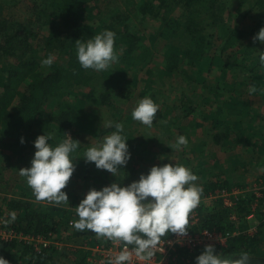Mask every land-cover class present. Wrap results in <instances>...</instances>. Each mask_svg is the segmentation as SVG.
<instances>
[{"label": "trees", "instance_id": "1", "mask_svg": "<svg viewBox=\"0 0 264 264\" xmlns=\"http://www.w3.org/2000/svg\"><path fill=\"white\" fill-rule=\"evenodd\" d=\"M90 1L42 0L44 7L37 12V18L41 20L42 15H44L46 18L43 21L46 23L51 22L52 18L61 19L58 25L51 26V31L46 36V42L52 44V48L48 51L50 56L54 51H57L64 55V60L62 62L53 61L51 69L48 71L41 68V62L48 58L49 54L47 57H43L44 59L41 58V44H34L33 41L38 34L25 29L27 26L21 29V23L16 19L4 17L0 7V58L5 61L8 58L13 59L11 63H0V147L4 149L0 152L6 156L5 152L9 150L11 154L8 157L11 161L15 157H19V161L28 159L30 153H35L34 147L32 149L28 147L29 139L35 141L38 136L45 133H53V139L50 141L53 146L67 138L65 133L69 134L72 139L79 141L80 135L84 130L86 131V126H90L91 116L87 112H83L80 106L67 100L71 87L85 88V94L88 98L103 105L111 102V99L108 98L112 95L111 90L114 89L120 97L129 98L133 92L132 85H135L137 77L134 74L130 77L133 66L130 68L129 64L136 65V62H142V60H144V64H147L151 60L147 56L144 59V57L134 55L139 48L143 47V44L140 45L141 37L137 33L131 32L127 27L120 29L113 25H101L100 29L95 31L81 24L80 18ZM203 1L205 0H168L167 3V0H159L161 4L159 9L171 12L178 6L190 7L193 2ZM213 4L217 3H212V6ZM146 9H150V6ZM222 12L218 7H213L211 14L214 19H211L209 23L210 25L215 23L220 27V33L218 32L219 44L212 40L213 34L199 33V28L196 26L199 21L193 14L185 21L178 18L169 20L172 17H163L162 27L166 30L165 33L171 34V37L179 35L178 31L181 28L187 29L191 35V43L183 48L185 49L184 52L182 48H177V45L176 47L175 45L171 46L168 52H164L162 69V75L165 77L171 78L178 75L181 82L186 78V84L188 83V85L182 84L184 89H189L184 97L182 99L177 97L172 105L166 106V111L169 113L166 124L176 125L180 129H185L184 132L187 133L190 129L201 126L199 121H193L196 126L191 125L188 127L180 124L188 117L193 118L192 112L197 109V105H194V99H197V97L200 102L203 101L206 106L215 109V111L211 110L210 114L204 111L201 114L204 117L209 115L214 117L212 124H215V126H218V124L226 125L228 133L231 132L229 128V124L233 120L231 115L240 114L233 109L235 98L221 100L217 98V96H222L225 93L220 90L219 83L214 84V80L210 79L212 75L216 74L217 67H219L218 74L220 75L218 80L222 79V83H225L224 87L226 88L230 86L227 80H230V78L235 79L239 74L242 76L249 74L254 81L260 80L264 76V66L259 63V54L252 56V52L245 51L244 47L241 48V42H244L249 32L254 37L264 27V15L256 27L251 31H246L229 25L223 19ZM105 30H111L115 33L114 47L120 64L118 65L116 62L114 63L115 68L112 66L109 71L102 72V75L99 74L107 82L105 89L97 97L93 96L95 91L92 87L89 91L87 90V87L91 86V82L96 80L97 71L85 70L80 66L76 55V45L77 40L86 42ZM201 30H204V28H201ZM175 38L177 39V37ZM148 51L150 52L151 49H148ZM239 51L244 52L242 59L238 57ZM147 54H150V57L154 55L153 52ZM206 64L208 65L207 68L205 67ZM195 83H201L203 90L201 94L194 90ZM150 85L155 86L156 84L150 79ZM205 93L208 94L206 97H204ZM212 95L215 97H211ZM156 96L155 91L149 95L153 101L157 100ZM171 113L175 114L171 115ZM254 123H251L250 126H254ZM237 124L235 126L238 129L243 127L241 118H238ZM111 130L106 129L104 134L110 133ZM260 132L264 133V129H261ZM255 134H259L264 138V134ZM239 135H241L240 132ZM216 136H218L217 133ZM21 138L24 139V143H21ZM127 143L132 145L130 142ZM262 145L264 146L263 141H261ZM89 147V145L86 147L79 142V148L72 154L76 169L73 174L74 178L72 176L71 179L74 182L79 179L83 181L91 180L99 186H104L111 178L110 172L97 169L94 163H85L84 155ZM164 148L172 149L170 146ZM2 154L0 155V161L3 158ZM186 159L189 163L190 159L188 157ZM7 161L8 159L5 161L6 164ZM28 162L30 163V161ZM30 166L31 164L27 165V167ZM197 172H201L203 177L206 175L205 170L199 169ZM130 173H132L130 177L135 176L134 168ZM223 174H226L225 177H222ZM230 178L231 175L228 172L217 175L215 180H211L209 174L207 181L204 183L205 186L201 188L200 197L207 196L220 189H230L237 186L238 183L231 181ZM21 181L22 184L27 185L26 191L21 192L18 198H5L9 212L5 215L9 221L8 228L28 234H49L56 233L60 229L70 228L71 232L68 230V238L85 236L91 244L106 243L104 237L97 238L98 235L95 233L81 232L76 230L74 226L70 227L71 219H75V221L79 219L76 209L63 207L62 204L57 205L38 201L35 195L31 196V188L27 184V178L25 177ZM22 184H18V186L21 188ZM71 189H67L65 192H68L67 194L71 193L72 200L76 204L74 206H78L83 197L75 193L74 189ZM238 211L239 221L231 218L232 207H225L220 199L202 203L198 209L199 223L192 227L189 226V228L191 230L208 228L228 232L230 233L228 244L225 247H215L217 254H220L224 259L235 260L241 254L246 253L249 256L250 264H264V254L261 251L263 231L254 234L244 231L249 227L246 219L250 213L248 198L241 201ZM12 213H15L14 220L12 219ZM234 213L236 214V212ZM237 229L240 231L239 233L235 232ZM170 235L166 234L164 237ZM203 251L204 249H198L192 253L189 264H195V258ZM88 255L89 251L83 247L68 246L62 251L51 247L42 251H35L31 246L17 240L5 241L0 239V257L8 260L9 264H60L63 258L66 259L64 264H90L87 259ZM15 257H17L16 260Z\"/></svg>", "mask_w": 264, "mask_h": 264}, {"label": "rangeland", "instance_id": "2", "mask_svg": "<svg viewBox=\"0 0 264 264\" xmlns=\"http://www.w3.org/2000/svg\"><path fill=\"white\" fill-rule=\"evenodd\" d=\"M212 3L217 4H213L212 6ZM43 4L42 0H0V7L4 17L16 19L21 23V29L22 27L25 28V26H27L25 29L38 34L37 38L33 41L34 44H41V58L47 57L49 54L48 51L52 48V44H48L46 42V36L50 33L51 26L58 25L61 21V19L52 18L51 22L46 23L43 21L46 18L44 15H42L43 17L41 20L38 19L37 12L44 7ZM148 6H150V9L147 10L146 7ZM159 6H161L159 0H91L86 6L85 11L80 18L81 24L88 28H92L95 31L100 29L101 25H113L120 29L127 27L131 32L137 33L139 37H141L140 45L143 44V47L139 48L134 55L144 57V59L145 56H147L148 58H151V60L149 59L150 61L147 64H144V60H142V62H136V65L133 63L129 64L130 68L133 66V72L130 73V77L137 75L135 85H132L133 92L129 98L120 97L116 94L114 89L111 90L112 95L108 98L111 99V102H109L110 104L107 103L103 105L88 98L85 94V88H81L79 86L71 87V92L67 97V100L74 105L80 106L83 112L85 111L91 116L90 126H86V131L84 130L80 135L79 142L86 147H88V145L90 147L98 145L102 143L105 136H109L113 131H115L114 127L106 126L108 122L122 123L124 125L123 135L126 139H128L127 142L132 144H128L131 152V160L126 166L119 169L115 175L110 173L111 178L104 186H108L116 182L120 183L121 186L130 185L133 181L138 180L142 173L147 174L152 166L167 163H176L178 165L185 166L186 168H190L198 177L196 184L200 188L205 186L204 183L207 181L209 174L211 180H215L217 175L228 172V174L231 175L230 180L238 183L237 186L239 188L245 189L246 195L243 194L240 197L246 196L241 199L243 200L248 198V203L250 205V213L246 217L249 227L244 229V231L251 234L257 232L261 233V231H263L262 233L264 236V198L259 200L258 206L260 207L254 212L255 215L250 216L251 213H253L251 206L253 199H249L252 198L251 194H247L252 193L250 191H254L255 188L264 187V146H261V141L264 142V138L252 135L247 139V136L244 135V130L241 131V135L237 133V131L239 132L238 129L236 132L234 131V125L232 129L229 127L231 130L230 133H228V129L226 128L227 126L224 124H218V126H215V124L213 125L212 123L214 122V117H211L210 115L208 117H204L201 113L204 111L210 114L209 112H211V110L215 111V109L213 107L206 106V103H203V101L200 102L198 97L197 99H194V105H197V109H193V118L188 117L189 119L186 118L185 121H187V119L192 123L193 121H199L202 125L204 124L205 127L201 128L197 135H192V138H190L191 142L185 147V151L182 152L184 146L176 147L174 144L176 134L178 133L175 128L170 130L169 133L164 136L159 134V136L156 137V132L159 131V124L168 121L167 117L169 118L166 106L172 105V102H174L177 97H181L182 99L185 93L189 91V89H184L182 86V84L188 85L185 81L186 78L183 82H181L179 80L180 76L178 75L171 78L165 77L162 75V69L164 65V52H168V49L174 45L175 47L177 45V48H182V51L184 52L185 49L183 48L187 47V45L191 43V35L187 29L181 28L178 31L179 35L175 36L177 39L175 37H171V34L165 33L166 30L162 27L163 17H172L169 20L178 18L181 21H185L193 14L200 24L196 25L199 28V33L203 32L206 34H213L212 40L219 44L220 39L218 37V32L220 33V27L215 23L212 25L209 24L210 20L214 19V16L212 18L211 14L213 7H218L220 12L223 11L222 17L229 25L246 31H251L254 27H256L257 23L264 15V0H205L203 2H193V5L190 7L185 5L178 6L171 12H165V9H159ZM201 28H204V30H201ZM242 47H244L245 51L252 52V56L258 55L260 52H264V44H260L258 41L254 42L253 36L250 35V32L244 42H241V48ZM148 49H151L150 52H153L154 55H152V57H150V54H147L150 53ZM49 56L50 54L48 57ZM51 56L53 57V61L58 60L62 62L64 60V55L57 51H54ZM243 56L244 52L239 51L238 57L242 59ZM11 61H13L12 58H8L6 61L1 60L0 58V63H11ZM116 64L119 65L120 63L117 62ZM112 66L114 68L116 67L115 64ZM205 67L207 68L208 65L206 64ZM41 68L48 71L51 69V66H44L41 63ZM217 68L219 69V67ZM218 69L216 70V75L219 77ZM106 71H109V69ZM102 72L104 73V71L96 72V80L91 82V86L87 87L88 91L91 87L93 88L95 91V95L93 94V96L98 97L101 91L105 89L104 87H106V79L100 76L102 75ZM239 75L237 77H239ZM243 76V79L245 80L252 77L249 74H245ZM150 79L154 84H156L155 86L150 85ZM231 81L232 79L230 78L227 83H231ZM259 81L260 80L252 83L251 80H249L247 83L255 86L258 92L251 96V103L254 107L253 109L258 111L257 115L262 116L264 115V97L261 95V91L264 90V83L261 82L262 80L260 82ZM239 82L240 80L238 83ZM216 83H219L220 90L222 92L226 91L227 88L224 87L225 83H222V79L214 81V84ZM201 86V83H195L194 90L201 94L203 92ZM244 87L245 84L242 82L237 85L236 88L237 91H241ZM109 88L111 89L110 86ZM153 91L157 94V100L154 102L159 106V111L156 114L152 127L149 128L139 121L133 120L132 111L141 99L149 97V95L153 94ZM207 95L205 93L204 97ZM159 96L161 97L157 98ZM228 96L229 95L226 93L225 98ZM217 98L219 100L223 99L221 95ZM174 114L175 113H171V115ZM259 118L262 119V117H257L258 123H260ZM262 121L264 123L263 119ZM244 125H246V122H244ZM211 126H213V134H215L212 136V140L215 144L212 142L209 134L208 127ZM108 128L112 129L111 132L104 134V131ZM216 133L218 136H216ZM161 137L167 139H165V144L162 143V145L158 146L155 145V143H151L149 148L147 147V144H145L146 140L154 142ZM203 138H206L207 140L204 144L199 142V140ZM169 144H173V147H171L172 149L164 148L166 152L163 153L161 146L166 147ZM28 147H31V149L34 147V140L29 139ZM199 147L204 150L205 154H202V152L199 151ZM147 148L151 151H157L158 158L156 161H151L152 157H150L149 154H144L146 153ZM0 150L4 151L1 147ZM5 153L6 156L0 152V155H3V158L0 161V166H2L0 170V219L9 213L6 206L7 200L5 201V198H18L20 197L21 192L26 191L27 185L25 183L22 184L21 181L25 177L20 175V169L26 168L28 164H31V160L34 156V153H30L28 156L29 158L32 157L30 159L28 158L25 160L23 159V161H19L20 158L15 157V159L11 161L8 157L11 152L8 150ZM160 153L163 154L161 155ZM186 155L189 156L188 158L192 159L189 163L184 160ZM6 159H8L7 164L5 163ZM201 159L204 161H200ZM28 161H30V163ZM133 168L135 176L130 177L132 174L130 171ZM199 169L206 171L205 177H203L201 172H197ZM225 175L226 174H223L222 177H225ZM18 184H22L23 186L20 188ZM104 186H99L91 180L83 181L79 179L77 182H74L70 178L69 183L63 191L72 188L75 190V193H78V195L85 198L88 191L92 188L101 190ZM30 192L31 196L34 195L32 189ZM68 197L69 203H61L62 206L73 207L76 209V206H74L76 204H74V201L72 200L71 193L68 194ZM242 200H240V203ZM42 202L48 201L44 200ZM209 202L212 201L207 200L204 203ZM240 203L238 202L234 208H232V216H236L237 221H239L240 217L238 213ZM234 212H236V214ZM71 220L75 221V219ZM68 230H70V228L66 230L60 229L55 233V235L59 237L60 241H64L69 237ZM235 232L239 233L240 231L237 229ZM97 238L100 237L97 236ZM75 239H77L76 242L70 247H77L84 242L86 238L85 236H75ZM261 251L264 254V237L261 242ZM16 259L17 257H15V260ZM65 261L66 259L63 258L60 264H64Z\"/></svg>", "mask_w": 264, "mask_h": 264}, {"label": "clouds", "instance_id": "3", "mask_svg": "<svg viewBox=\"0 0 264 264\" xmlns=\"http://www.w3.org/2000/svg\"><path fill=\"white\" fill-rule=\"evenodd\" d=\"M254 42L264 44V27L253 37ZM115 33L105 30L86 42L77 40L76 55L80 66L97 72L106 71L116 62ZM51 66L53 57L42 62ZM259 63L264 66V52L259 54ZM251 91L255 92L253 86ZM159 106L151 97H144L132 111V119L147 127H152ZM114 127L111 135L105 136L102 143L89 147L84 155L85 163H94L100 170L113 175L131 160V152L123 135L122 123L108 122ZM66 139L56 146L50 141L53 133L40 135L34 141L36 149L31 166L20 169V175L27 178L28 186L37 200L57 205L69 203L68 194L63 191L73 176L76 164L72 154L79 148V141L65 133ZM21 138V143H24ZM188 140L179 136L176 146H187ZM198 177L190 168L176 163L152 166L147 174L130 185L112 183L101 190L92 188L76 206L79 217L73 226L76 230L89 231L112 241L122 242L124 249L108 264H131L132 254L128 246L141 260L152 255L162 237L176 234L185 237L189 231L190 213L199 205L202 189L197 186ZM15 219V213H12ZM0 264L9 261L0 257ZM195 264H250L246 253L238 259H224L216 253L213 245H207L195 258Z\"/></svg>", "mask_w": 264, "mask_h": 264}, {"label": "built area", "instance_id": "4", "mask_svg": "<svg viewBox=\"0 0 264 264\" xmlns=\"http://www.w3.org/2000/svg\"><path fill=\"white\" fill-rule=\"evenodd\" d=\"M238 186L231 187L230 189H220L207 196L200 197V204L207 200L215 201L221 200L225 207H232L242 200L241 195L245 194V189ZM252 201V210L250 216H254V212L260 207L258 206L259 200L264 198V187L255 188L250 191ZM199 205L190 213L189 226H195L199 223ZM234 220L236 216H231ZM74 224V220H70V227ZM9 221L7 218L0 219V239L5 241L17 240L23 244L31 246L35 251H42L45 248L55 247L57 250L62 251L67 246H72L77 239L75 237L67 238L60 241L55 233L49 234H28L12 228H8ZM230 233L223 231L211 230L208 228H199L191 230L189 228L188 235L179 237L176 234H171L167 237H162L157 246L152 249V255L147 259L141 260L136 257L132 251L133 246L129 245L128 250L132 254L131 264H189L192 253L198 249H205L207 245L214 247H225L228 244ZM77 247H83L89 251L87 256L90 264H108L109 260L118 255L123 249L124 245L119 241H112L106 238V243L91 244L89 239H85Z\"/></svg>", "mask_w": 264, "mask_h": 264}, {"label": "crops", "instance_id": "5", "mask_svg": "<svg viewBox=\"0 0 264 264\" xmlns=\"http://www.w3.org/2000/svg\"><path fill=\"white\" fill-rule=\"evenodd\" d=\"M215 75H212V77H210V79L211 80H214V81L218 80V75H216V76ZM243 78H244V76H242V75H240L239 77H235V79L232 78V81L230 83V86L226 89L225 93H223V95H222L223 99L235 98V102H234V105H233V109H235V112L236 113H238V112L240 113L238 115H235V114L234 115H231V117H232L231 119H233V120H231L230 127L232 129V127L234 125L233 128H235L234 131L236 132L237 129H238V127L235 126V125H238L237 124L238 123V118H241L244 127H240V129H238L240 133H241L242 130H244L245 131L244 135L247 136V139L250 136H252V135L263 138L259 134H255L254 133V132L260 133L261 135L264 134V133H261L260 132L261 129H264V123L262 121V119L264 120V115H262V119L259 118L260 119V123H258V120H257V117H259V115H257L258 114V111L255 110V109H253L254 107L252 106V103H251V96L254 93H258V92H257V90L255 92L251 91V88L253 86L251 84H248L247 83L249 80H251L252 83H255V82L253 81L252 78H250L248 80H245ZM261 78L262 79H260V81L262 80L261 82L264 83V76L261 77ZM239 80H240V82L238 83ZM228 81L229 80H227V82ZM242 82L245 84V87L241 91H237V88H236L237 85H239ZM226 93H227V95H229L227 98H225V94ZM261 95H263V97H264V90L261 91ZM211 97H215V96L212 95ZM166 122L167 121L159 124V126H158L159 131L156 132L157 133L156 134V137L159 136V134H161L162 136H164V135L168 134L170 130H172L173 128H175L178 131V133L176 132L177 134H176V138H175V141H174L175 146H176L177 138L179 136L186 137L187 140H188V143H190L191 142V139L190 138H192V135H197L198 131L201 128L205 127L204 124L203 125L201 124V126L198 127V126H196L195 123L192 124L188 120L187 121L183 120V122L180 123V124L186 125L188 127L191 126V125L192 126H196V127L192 128V129H190V131L187 133V132H184V131H186L185 129H180L176 125L166 124ZM244 122H246V125H244ZM251 123H254L253 124L254 126H250ZM247 126H249V127H247ZM208 129H209V134H210V137H211V140H212V136L215 135V134H213V130H212L213 129V126L208 127ZM239 132L237 131L238 134H239ZM238 134H237V136H238ZM153 135H155V134H153ZM159 139L156 140V141H154V142H149L148 140H146L145 141V144H147V147L148 148H149V146H150L151 143H153V144L155 143V145H158V146L162 145V143L165 144V139L166 138L161 137ZM206 141H207L206 138H203V139H200L199 140V142L202 143V144H204ZM212 142H213V140H212ZM213 143L215 144V142H213ZM168 146L173 147V144H169ZM161 147H162V152L165 153L166 151L164 150V147L163 146H161ZM148 148L146 149V153H144V154H149L150 157H152L151 158V161H156V159L158 158L157 151H151ZM183 151H185V146H184L182 152ZM199 151H201L202 154H205L204 150L202 148H200V147H199ZM163 153H160V154L162 155ZM186 157H189V156L186 155ZM189 159H190V161L192 160L191 158H189ZM184 160L186 161L187 159L185 158ZM200 161L203 162L204 160L201 159Z\"/></svg>", "mask_w": 264, "mask_h": 264}]
</instances>
